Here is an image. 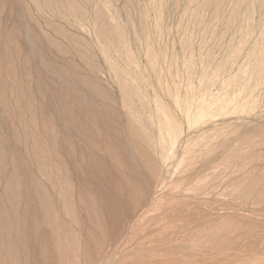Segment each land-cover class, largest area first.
<instances>
[{
    "label": "rangeland",
    "instance_id": "rangeland-1",
    "mask_svg": "<svg viewBox=\"0 0 264 264\" xmlns=\"http://www.w3.org/2000/svg\"><path fill=\"white\" fill-rule=\"evenodd\" d=\"M0 264H264V0H0Z\"/></svg>",
    "mask_w": 264,
    "mask_h": 264
}]
</instances>
